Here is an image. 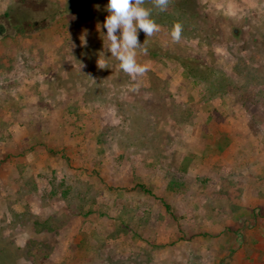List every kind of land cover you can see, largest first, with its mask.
I'll use <instances>...</instances> for the list:
<instances>
[{
  "label": "rangeland",
  "instance_id": "1",
  "mask_svg": "<svg viewBox=\"0 0 264 264\" xmlns=\"http://www.w3.org/2000/svg\"><path fill=\"white\" fill-rule=\"evenodd\" d=\"M107 2L0 39V264H264V0H145L135 81L98 67Z\"/></svg>",
  "mask_w": 264,
  "mask_h": 264
},
{
  "label": "clouds",
  "instance_id": "2",
  "mask_svg": "<svg viewBox=\"0 0 264 264\" xmlns=\"http://www.w3.org/2000/svg\"><path fill=\"white\" fill-rule=\"evenodd\" d=\"M152 2L154 8L163 12L166 10L169 0H152ZM144 5L145 0H108L105 6L107 16L102 24H97V31L106 29V32L101 31V34L107 41V52L104 51L103 46V50L98 54L99 68H107V61L115 59L118 61L119 69L126 73L131 80L135 81L137 77L144 75L147 69L138 63L137 50L146 55L147 48L145 41L143 44L138 41V33L143 31L146 37H151L160 31V26L153 19L152 9ZM87 35V30H85L80 37L81 44L84 46L87 45ZM170 36L173 41L178 42L181 39L179 23L173 25ZM132 90H135L134 86Z\"/></svg>",
  "mask_w": 264,
  "mask_h": 264
},
{
  "label": "trees",
  "instance_id": "3",
  "mask_svg": "<svg viewBox=\"0 0 264 264\" xmlns=\"http://www.w3.org/2000/svg\"><path fill=\"white\" fill-rule=\"evenodd\" d=\"M31 1H33V0H20V2H22V5L20 3L17 5H14L12 7H9L8 10H6L0 16V39L6 38L9 36H17V35L22 34V33L25 34L27 32H30L34 28V25L36 22L33 21L34 12H33V9L31 8V5H32ZM175 6L176 5L174 4V7ZM179 10L181 11V8ZM60 13H62V11H59L58 13H56L54 15L57 17L58 14H60ZM11 30L13 31V33H11ZM151 55L156 56V54H151ZM181 66H182V71L186 74V76L192 78L194 80V82L198 83L199 77H201V79H199V81L204 79L203 75H199L198 73H196V71L194 69H192L187 63L182 62ZM210 77L211 76H209L208 78H210ZM206 79H207V77H206ZM215 81L217 82L216 83L217 89L225 88L226 90L231 91V90H229V86H230L229 84L223 85V87H218V84L220 82H222V81L225 82L223 77L216 76ZM228 91H224V92H228ZM135 187H138L139 190H142V191L144 190V188L142 186L138 185ZM163 207L165 209L168 208L165 204H163Z\"/></svg>",
  "mask_w": 264,
  "mask_h": 264
}]
</instances>
